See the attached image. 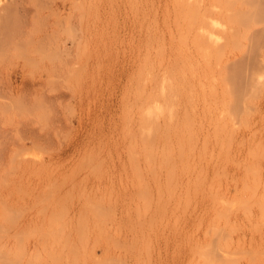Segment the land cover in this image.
Segmentation results:
<instances>
[{
	"label": "rangeland",
	"instance_id": "1",
	"mask_svg": "<svg viewBox=\"0 0 264 264\" xmlns=\"http://www.w3.org/2000/svg\"><path fill=\"white\" fill-rule=\"evenodd\" d=\"M201 3L0 0V264H264V0Z\"/></svg>",
	"mask_w": 264,
	"mask_h": 264
},
{
	"label": "bare ground",
	"instance_id": "2",
	"mask_svg": "<svg viewBox=\"0 0 264 264\" xmlns=\"http://www.w3.org/2000/svg\"><path fill=\"white\" fill-rule=\"evenodd\" d=\"M201 1H203V0H200V3H201ZM204 1H205V0H204ZM204 1H203L200 5H203V4H204ZM207 1H209V0H207ZM211 1H212V0H211ZM191 2H192V1H191ZM196 2H197V0H196ZM207 3H208V2H207ZM212 3H213V2H212ZM212 3L210 2V6H211ZM190 5H191V4H190ZM212 5H213V4H212ZM192 7H193V6H192ZM200 7H202V6H200ZM205 7H207V6H204V8H205ZM197 9H198V8H197ZM212 9H213V7L211 8V10H212ZM202 10H203V9H202ZM206 10H208V9H206ZM211 10H210V12H212ZM190 11H191V10H190ZM192 11H193V10H192ZM195 11H196V10H195ZM208 11H209V10H208ZM196 13H197V11H196ZM202 13H203V14H202ZM215 13H216V12H215ZM218 13H219V12H218ZM223 13H224V12H223ZM211 14H213V13H211ZM211 14H210V15H211ZM221 14H222V13H221ZM191 15H192V14H190V17H191ZM197 15H198V14H196V17H197ZM200 15H201V20H200V19H199V20H200L201 22H199V24L196 22L198 25H200V27L198 26V27H199V28H198L199 30L196 29V30H197L196 33H198V36L196 35V37L199 38V36H200V35H199V32H200V34H201L202 36H204V37L206 38V40H207V38H209L208 41H206L204 38H202L203 40H205V42H204V41H201V42L204 43V44H208V42H211V44H210V43H209V44H210V46L212 45V47H213L212 41H213V43H214L213 35L215 34V32L213 33V26H214L213 24H216V23L219 22L218 20L215 19L218 15H217V16L215 15V16H216V17L214 18L215 21H213V16H212V15L210 16L209 13H207V12L205 11V9L203 10V12H201ZM192 16H193V15H192ZM193 17H195V16H193ZM196 17H195V18H196ZM198 17H199V16H198ZM218 17H219V16H218ZM218 17H217V18H218ZM195 18H193V19H195ZM199 18H200V17H199ZM221 18H222V17H221ZM225 18H226V17H225ZM193 19H192V20H193ZM189 20H190V19H189ZM222 20H223V19H222ZM227 20H228V19H227ZM187 21H188V20H187ZM193 21L195 22L196 20H193ZM216 21H217V22H216ZM214 22H215V23H214ZM229 22H230V21H229ZM187 23H188V22H187ZM189 23H190V22H189ZM197 24H196V26H197ZM230 24H231V22H230ZM230 24H229V25H230ZM219 25H220V23H219ZM226 25H227V21H226ZM192 26H193V25H192ZM222 26H223V25H222ZM178 27H179V26H178ZM215 27H217V26H215ZM190 28H191V27L189 26V29H190ZM220 28H222V27H220ZM229 28H230V27H229ZM189 29H188V31H189ZM214 29H216V28H214ZM218 29H219V28H218ZM225 29H226V28H225ZM227 29H228V28H227ZM234 29H235V28H234ZM228 30H229V29H228ZM198 31H199V32H198ZM215 31H216V30H215ZM221 31H222V30H221ZM232 31H233V30H232ZM176 32H177V31H176ZM194 32H195V31H194ZM225 32H226V31H225ZM225 32H222V33H225ZM229 32H230V31H229ZM234 32H235V31H234ZM177 33H178V32H177ZM216 33H217V32H216ZM220 33H221V32H220ZM180 34H181V33H180ZM218 34H219V32H218ZM229 34H230V33H229ZM235 34H236V33H235ZM235 34H234V35H235ZM178 35H179V33H178ZM215 35H217V34H215ZM224 35H225V34H224ZM237 35H238V34H237ZM180 36H183V38H184V35H180ZM188 36H189V35H188ZM220 36H222V35H220ZM194 37H195V36H194ZM224 37H225V36H224ZM229 37H230V36H229ZM229 37L227 36L228 39H229ZM179 38H180V37H179ZM183 38H181V39H183ZM185 38H186V37H185ZM230 38H231V37H230ZM185 40H186V39H185ZM191 40H193V39H191ZM199 40H200V38H199ZM210 40H211V41H210ZM225 40H226V39H225ZM230 40H231V39H230ZM194 41H195V40H194ZM226 41H227V40H226ZM185 42H186V41H185ZM192 42H193V41H192ZM192 42H191V43H192ZM206 42H207V43H206ZM202 43H200V45H201ZM215 43H216V41H215ZM182 44H183V43H182ZM193 44H194V43H193ZM225 44H226V43H225ZM228 44H229V43H228ZM228 44H227V45H228ZM236 44H237V43H236ZM185 45H186V43H185ZM185 45H184V46H185ZM195 45H196V44H195ZM202 45H203V44H202ZM202 45H201V46H202ZM214 45H215V44H214ZM187 46H188V45H187ZM201 46H200V47H201ZM203 46H204V48H205V46H208V45H203ZM210 46H208V49L212 48V47H210ZM219 46H220V45H219ZM225 46H226V45H225ZM233 46H234V45H233ZM196 47H197V46H196ZM186 48H187V47H186ZM236 48H237V47H236ZM236 48H235V49H236ZM206 49H207V48H206ZM208 49H207V51L210 52V50H208ZM228 49H229V48H228ZM173 50H174V49H173ZM196 50H197V49H196ZM204 50H205V49H202V47H201L200 52H201V51H204ZM211 50H213V48H212ZM232 50H233V49H232ZM197 51L199 52V50H197ZM207 51H206V52H205V51H204V52H201V54H202V53H203V55H204V53L209 54ZM178 52H179V51H178ZM180 52H181V51H180ZM220 52H221V51H220ZM229 52H230V51H229ZM196 53H197V52H196ZM221 53H222V52H221ZM242 53H243V51H242ZM177 54H178V53H177ZM210 54H212V53H210ZM210 54H209V55H210ZM179 55H181V54H179ZM182 55H183V54H182ZM182 55H181V56H182ZM186 55H187V54H186ZM205 55H206V54H205ZM205 55H204V56H205ZM173 56H174V53H173ZM187 56H188V55H187ZM196 56H197V55H196ZM207 56H208V55H206L205 58H207ZM211 56H212V55H211ZM211 56H208V57H211ZM168 57H169V56H168ZM184 57H185V56H184ZM188 57H189V56H188ZM193 57H194V56H193ZM219 57H220V56H219ZM219 57H218V58H219ZM153 58H154V57H153ZM200 58H201V56H200ZM202 58H203V57H202ZM212 58H213V57H212ZM227 58H228V57H227ZM160 59H161V58H160ZM160 59H159V60H160ZM167 59H168V58H167ZM195 59H197V58H195ZM234 59H235V58H234ZM161 60H162V59H161ZM180 60H181V59H180ZM189 60H190V59H189ZM203 60H204V59H203ZM148 61H149V60H148ZM148 61H147V62H148ZM166 61H167V60H166ZM173 61H174V60H173ZM205 61H206V60H205ZM207 61H208V60H207ZM216 61H217V60H216ZM237 61H238V60H237ZM237 61H236V62H237ZM242 61H243V60H242ZM203 62H204V61H203ZM223 62H224V61H223ZM223 62H222V63H223ZM233 62H234V61H233ZM244 62H245V61H244ZM177 63H178V62H177ZM183 63H185L186 65L189 66L188 62L186 63V60H185V62L183 61ZM197 63H198V61H197ZM208 63H210V62H208ZM225 63H226V62H225ZM239 63H240V62H239ZM155 64H156V63H155ZM159 64H160V63H159ZM181 64H182V63H181ZM202 64H203V63H202ZM229 64H230V62H229ZM244 64H245V63H244ZM177 65H178V64H177ZM186 65H184V66H186ZM193 65H194V64H193ZM204 65H205V64H203V66H204ZM206 65H207V64H206ZM206 65H205V67L208 66V65H207V66H206ZM217 65H218V64H217ZM241 65H242V64H241ZM150 66H151V65H150ZM152 66H153V65H152ZM163 66H164V65H163ZM188 66H187V68L189 69ZM196 66H197V65H196ZM209 66H210V65H209ZM209 66H208V67H209ZM218 66H219V65H218ZM236 66H237V65H236ZM173 67H174V66H173ZM179 67H180V66H179ZM223 67H224V66H223ZM239 67H240V66H239ZM147 68H148V67H147ZM150 68H151V67H150ZM154 68H155V67H154ZM177 68H178V66H177ZM190 68H191V67H190ZM242 68H244V67H242ZM203 69H204V68H203ZM206 69H207V68H206ZM238 69H239V68H238ZM146 70H147V69H146ZM152 70H153V69H152ZM162 70H163V69H162ZM193 70H194V69H193ZM234 70H236V69L234 68ZM175 71H176V70H175ZM220 71H221V70H220ZM220 71H219V72H220ZM223 71H224V70H223ZM230 71H231V70H230ZM156 72H157V71H156ZM167 72H168V71H167ZM194 72H196V71H194ZM203 72H204V71H203ZM205 72H206V71H205ZM227 72H228V71H227ZM231 72H232V71H231ZM191 73H192V72H191ZM235 73H236V72H235ZM181 74H182V73H181ZM194 74H195V73H194ZM151 75H152V74H151ZM151 75H150V76H151ZM201 75H202V74H201ZM203 75H204V74H203ZM210 75H211V73H210ZM222 75H223V74H222ZM230 75H231V74H230ZM239 75H240V74H239ZM169 76H170V75H169ZM228 76H229V75H228ZM152 77H153V76H152ZM177 77H179V76H177ZM194 77H195V76H194ZM199 77H200V76H199ZM207 77H208V76H207ZM243 77H244V76H243ZM243 77H241V78H243ZM247 77H248V76H247ZM203 78H205V77H202V79H203ZM209 78H210V77H209ZM224 78H225V77H224ZM183 79H184V78H183ZM188 79H189V78H188ZM230 79H231V78H230ZM154 80H155V79H154ZM173 80L175 81L176 79H173ZM181 81H182V80H181ZM190 81H191V80H190ZM239 81H240V80H239ZM241 81H242V80H241ZM170 82H171V81H170ZM203 82H204V81H203ZM207 82H208V81H207ZM209 82H210V81H209ZM243 82L245 83L246 80L243 81ZM182 83H183V81H182ZM188 83H189V81H188ZM199 83H200V82H199ZM227 83H228V82H227ZM244 83H243V84H244ZM174 84H175V83H174ZM180 84H181V83H180ZM189 84H190V83H189ZM189 84H188V85H189ZM192 84H193V83H192ZM201 84H202V83H201ZM210 84H211V83H210ZM224 84H225V83H224ZM225 85H226V84H225ZM173 86H174V85H173ZM190 86H191V85H190ZM193 86H194V85H193ZM198 86H199V85H198ZM230 86H231V85H230ZM165 87H166V86H165ZM177 87H178V86H177ZM182 87H183V86H182ZM188 87H189V86H188ZM194 87H195V86H194ZM202 87H203V86H202ZM202 87H201V88H202ZM209 87H210V85H209L208 87H206V88H208V89L210 90L211 87H210V88H209ZM142 88H143V87H142ZM166 88H167V87H166ZM189 88H190V87H189ZM199 88H200V87H199ZM212 88H213V87H212ZM224 88H225V87H224ZM184 89H185V88H184ZM215 89H216V88H215ZM215 89H214V91L212 90V92H214V94H213L214 96H215V94H216L215 91L217 90V89H216V90H215ZM230 89H231V88H230ZM192 90H193V89H192ZM228 90H229V89H228ZM148 91H149V90H148ZM201 91H202V90H201ZM203 91H204V90H203ZM203 91H202V94H203ZM220 91H221V90H220ZM226 91H227V90H226ZM236 91H237V90H236ZM186 92H187V91H186ZM188 92H189V91H188ZM208 92L210 93V91H208ZM224 92H225V91H224ZM160 93H161V92H160ZM179 93H180V92H179ZM197 93H198V92H197ZM200 93H201V92H200ZM200 93H199V94H200ZM227 93H228V92H227ZM245 93H246V92H245ZM149 94H150V93H149ZM147 95H148V94H147ZM161 95H162V94H161ZM166 95H167V94H166ZM204 95H205V94H204ZM206 95H207V94H206ZM229 95H230V94H229ZM163 96H164V95H163ZM177 96H178V95H177ZM186 96H187V95H186ZM208 96H209V95H208ZM211 96H212V95H211ZM227 96H228V95H227ZM231 96H232V95H230V97H231ZM144 97H145V96H144ZM144 97H143V98H144ZM149 97H150V96H149ZM164 97H165V96H164ZM200 97H201V96H200ZM204 97H205V96H204ZM212 97H213V96H212ZM216 97H218V96H216ZM238 97H239V96H238ZM143 98H142V99H143ZM161 98H162V97H161ZM197 98H198V96H197ZM197 98H196V99H197ZM209 98H210V97H209ZM223 98H224V97H223ZM223 98H222V99H223ZM144 99H145V98H144ZM215 99H216V98H215ZM226 99H227V98H226ZM148 100H149V99H148ZM174 100H175V99H174ZM203 100H204V99H203ZM213 100H214V99H213ZM168 101H169V100H168ZM179 101H180V100H179ZM188 101H189V100H188ZM196 101H198V100H196ZM201 101H202V100H201ZM221 101H222V100H221ZM224 101H225V100H224ZM227 101H228V100H227ZM227 101H226V102H227ZM185 102H186V101H185ZM203 102H207V101H203ZM235 102H236V101H235ZM164 103H165V101H164ZM180 103H181V102H180ZM187 103H189V102H187ZM201 103H202V102H201ZM220 103H221V102H220ZM220 103H219V104H220ZM183 104H184V103H183ZM215 104H216V103H215ZM149 105H150V104H149ZM188 105H189V104H188ZM225 105H226V104H225ZM153 106H154V105H153ZM157 106H158V105H157ZM162 106H163V104H162ZM178 106H179V105H178ZM242 106H243V105H242ZM149 107H150V106H149ZM182 107H183V106H182ZM189 107H190V106H189ZM215 107H216V106H215ZM217 107H218V106H217ZM221 107H222V106H221ZM245 107H246V106H245ZM170 108H171V107H170ZM243 108H244V107H243ZM147 109L150 110L149 108H147ZM190 109H191V108H190ZM208 109H209V108H208ZM148 110H147V111H148ZM156 110H157V109H156ZM165 110H166V109H165ZM171 110H172V109H171ZM188 110H189V109H188ZM203 110H204V109H203ZM203 110H202V112H203ZM214 110L216 111V109H214ZM222 110H223V108H222ZM191 111H192V110H191ZM208 111H209V110H208ZM208 111H207V112H208ZM212 111H213V110H212ZM212 111H211V112H212ZM238 111H240V110H238ZM158 112H159V111H158ZM161 112H162V111H161ZM216 112H217V111H216ZM208 113H209V112H208ZM219 113H220V112H219ZM219 113H218V114H219ZM232 113H233V112H232ZM162 114H163V113H162ZM164 114H165V113H164ZM169 114H171V113L169 112ZM173 114H174V113H173ZM204 114H206V113H204ZM210 114H211V113H210ZM214 114H215V113H214ZM194 115H195V114H194ZM230 115H231V114H230ZM245 115H246V114H245ZM142 116H143V115H142ZM145 116H146V115H145ZM163 116H164V115H163ZM168 116H169V115H168ZM168 116H167V117H168ZM177 116H178V114H177ZM183 116H184V115H183ZM188 116H189V115H188ZM198 116H199V115H198ZM201 116H203V115H201ZM204 116H205V115H204ZM209 116H210V115H209ZM211 116H212V115H211ZM240 116H241V115H240ZM169 117H170V116H169ZM172 117H173V116H172ZM172 117H171V118H172ZM189 117H190V116H189ZM213 117H214V116H213ZM213 117H212V118H213ZM233 117H234V116H233ZM244 117H245V116H244ZM174 118H176V117H174ZM179 118H180V117H179ZM198 118H199V117H198ZM204 118H205V117H204ZM214 118H215V117H214ZM242 118H243V117H242ZM242 118H241V119H242ZM245 118H246V117H245ZM150 119H152V118H150ZM167 119H168V118H167ZM167 119H166V120H167ZM177 119H178V117H177ZM187 119H188V118H187ZM194 119H195V118H194ZM219 119H220V117H219ZM243 119H244V118H243ZM199 120H200V119H199ZM217 120H218V119H217ZM220 120H221V119H220ZM156 121H157V120H156ZM156 121H155V122H156ZM172 121H173V120H172ZM180 121H181V120H180ZM245 121H246V120H245ZM245 121H244V122H245ZM175 122H176V121H175ZM189 122H190V118H189ZM224 122H225V120H224ZM242 122H243V121H242ZM183 123H184V122H183ZM200 123H201V122H200ZM216 123H217V122H216ZM231 123H232V122H231ZM149 124H150V123H149ZM180 124H181V123H180ZM196 124H197V123H196ZM198 124H199V123H198ZM221 124H222V123H221ZM232 124H233V123H232ZM234 124H235V123H234ZM166 125H167V124H166ZM174 125H175V124H174ZM202 125H203V124H202ZM208 125H210V124H208ZM215 125H216V124H215ZM222 125H223V124H222ZM139 126H140V125H139ZM163 126H164V124H163ZM175 126H176V125H175ZM177 126H178V125H177ZM216 126H217V125H216ZM234 126H235V125H234ZM236 126H237V125H236ZM155 127H156V126H155ZM173 127H174V126H173ZM213 127H214V126H213ZM219 127H220V126H219ZM164 128H165V126H164ZM179 128H180V127H179ZM189 128H190V127H189ZM201 128H203V127L201 126ZM206 128H207V127H206ZM206 128H205V129H206ZM215 128H216V127H215ZM217 128H218V127H217ZM139 129H140V127H139ZM157 129H158V128H157ZM166 129H167V126H166ZM166 129H164V130H166ZM223 129H224V127H223ZM225 129H226V128H225ZM200 130H201V129H200ZM180 131H181V129H180ZM180 131H179V132H180ZM196 131H197V130H196ZM209 131H210V130H209ZM209 131H208V132H209ZM216 131H217V130H216ZM145 132H146V131H145ZM148 132H149V131H148ZM156 132H157V131H156ZM156 132H155V134H156ZM194 132H195V131H194ZM152 133H153V131H152ZM165 133H166V131H165ZM180 133H181V132H180ZM182 133H183V130H182ZM200 133H201V131H200ZM202 133H203V132H202ZM204 133H205V132H204ZM223 133H224V132H223ZM229 133H230V131H229ZM159 134H160V133H159ZM167 134H168V132H167ZM184 134H185V133H184ZM220 134H221V133H220ZM145 135H146V134H145ZM191 135H192V134H191ZM200 135H201V134H200ZM148 136H149V135H148ZM161 136H162V135H161ZM182 136H184V135H182ZM195 136L197 137V135H194V137H195ZM204 136H205V135H204ZM206 136H207V135H206ZM154 137H155V136H154ZM173 137H174V136H173ZM189 137H190V135H189ZM191 137H192V136H191ZM191 137H190V139H191ZM221 137H222V135L220 136V138H221ZM167 138H168V137H167ZM178 138H179V137H178ZM192 138H193V137H192ZM202 138H203V137H202ZM144 139H145V137H144ZM147 139H148V138H147ZM169 139H170V136H169ZM169 139H168V140H169ZM176 139H177V138H176ZM197 139H198V138H197ZM209 139H210V138H209ZM215 139H216V138H215ZM242 139H243V138H242ZM178 140H179V139H178ZM186 140H187V139H186ZM194 140H195V138H194ZM210 140H211V139H210ZM243 140H244V139H243ZM153 141H155V140H153ZM170 141H171V140H170ZM187 141H188V140H187ZM187 141H186V142H187ZM191 141H192V140H191ZM208 141H209V140H208ZM212 141H213V140H212ZM240 141H241V140H240ZM162 142H163V141H161V143H162ZM179 142H180V141H179ZM196 142H197V141H196ZM205 142H206V140H205ZM237 142H238V141H237ZM183 143H184V142H183ZM187 143H188V142H187ZM189 143H190V142H189ZM191 143H192V142H191ZM225 143H226V142H225ZM230 143H231V142H230ZM240 143H241V142H240ZM138 144H139V143H138ZM201 144H202V142H201ZM237 144H238V143H237ZM176 145H177V144H176ZM178 145H179V143H178ZM182 145H183V144H182ZM193 145H194V144H193ZM197 145H198V144H197ZM206 145H207V142H206ZM208 145H209V144H208ZM211 145H212V144H211ZM219 145H220V144H219ZM224 145H225V144H224ZM151 146H152V144H151ZM188 146H189V145H188ZM215 146H216V145H215ZM165 147H166V146H165ZM178 147H179V146H178ZM183 147H184V146H183ZM206 147H208V146H206ZM211 147H212V146H211ZM227 147H228V146H227ZM229 147H231V146H229ZM149 148H150V147H149ZM185 148H186V146H185ZM200 148H201V147H200ZM220 148H221V147H220ZM155 149H156V148H155ZM186 149H187V148H186ZM211 149H212V148H211ZM239 149H240V148H239ZM178 150H179V149H178ZM178 150H177V151H178ZM192 150H193V148H192ZM192 150H191V151H192ZM198 150H199V149H198ZM207 150H208V149H207ZM218 150H219V149H218ZM221 150H222V149H221ZM221 150H220V151H221ZM227 150H228V148H227ZM152 151H154V150H152ZM164 151H165V150H164ZM193 151H194V150H193ZM148 152H150V151H148ZM165 152H166V151H165ZM186 152H187V151H186ZM188 152H190V150H189ZM206 152H207V151H206ZM218 152H219V151H218ZM197 153L199 154V151H197ZM200 153H201V152H200ZM221 153H222V152H221ZM223 153H224V152H223ZM228 153H229V152H228ZM233 153H234V152H233ZM159 154H160V153H159ZM162 154H163V153H162ZM198 154H197V156H198ZM208 154H209V153H208ZM186 155H187V154H186ZM188 155H189V154H188ZM192 155H194V154H192ZM209 155L212 156L211 154H209ZM225 155H226V153H225ZM163 156H164V155H163ZM216 156L218 157L219 155H216ZM233 156H234V155H233ZM155 157H156V156H155ZM188 157H190V156H188ZM224 157H225V156H224ZM227 157H228V156H227ZM237 157H238V156H237ZM145 158H146V157H145ZM147 158H148V157H147ZM151 158H153V157H151ZM190 158H191V157H190ZM202 158H204V157H202ZM210 158H211V157H210ZM210 158H209V159H210ZM157 159H158V158H157ZM161 159H162V158H161ZM186 159H187V158H186ZM197 159H198V158H197ZM225 159H226V158H225ZM230 159H231V158H230ZM238 159H239V158H238ZM190 160H191V159H190ZM190 160H189V161H190ZM192 160H193V156H192ZM198 160H199V159H198ZM207 160H208V159H207ZM210 160H211V159H210ZM231 160H232V159H231ZM187 161H188V160H187ZM187 161H186V163H187ZM193 161H194V160H193ZM223 161H224V159H223ZM232 161H233V160H232ZM237 161H238V160H237ZM154 162H155V161H154ZM157 162H158V161H157ZM198 162H199V161H198ZM198 162H197V163H198ZM210 162H211V161H210ZM214 162H215V161H214ZM239 162H240V161H239ZM150 163H151V162H150ZM189 163H190V162H189ZM204 163H205V162H204ZM221 163H222V162H221ZM194 164H195V163H194ZM201 164H202V163H201ZM201 164H200V166H201ZM219 164H220V163H219ZM235 164H236V163H235ZM159 165H160V164H159ZM175 165H176V163H175ZM186 165H187V164H186ZM203 165H204V164H203ZM221 165H222V164H221ZM225 165H226V164H225ZM237 165H238V164H237ZM188 166H189V165H188ZM191 166H192V164H191ZM200 166L198 167L199 169H200ZM204 166H205V165H204ZM222 166H223V165H222ZM222 166L220 167V168H221V169H220L221 172L223 171V170H222ZM238 166H239V165H238ZM246 166H247V165H246ZM149 167H150V166H149ZM205 167H206V166H205ZM169 168H172V167L169 166ZM175 168H176V167H175ZM181 168L183 169V167H181ZM194 168H195V165H194ZM215 168H216V167H215ZM223 168H224V167H223ZM161 169H162V168H161ZM167 169H168V168H167ZM212 169H213V167H212ZM175 170H176V169H175ZM191 170H192V169H191ZM205 170H206V168H205ZM216 170H217V169H216ZM148 171H149V170H148ZM151 171H152V170H151ZM182 171H184V170H182ZM195 171H196V170H195ZM233 171H234V170H233ZM146 172H147V171H146ZM189 172H190V171H189ZM192 172H193V171H192ZM204 172H206V171H204ZM214 172H215V171H214ZM214 172H212L213 175H214ZM181 174H183V173H181ZM190 174H191V173H190ZM204 174L206 175V173H204ZM215 174H216V173H215ZM150 175H151V174H150ZM152 175H153V174H152ZM169 175H170V174H169ZM179 175H180V173H179ZM184 175H185V174H184ZM194 175H195V174H194ZM197 175H198V174H197ZM199 175H200V174H199ZM217 175H218V174H217ZM221 175H222V174H221ZM243 175H244V174H243ZM166 176H167V175H166ZM185 176H186V175H185ZM210 176H211V175H210ZM171 177H172V175H171ZM173 177H174V175H173ZM187 177H188V176H187ZM199 177H200V176H199ZM216 177H217V176H216ZM225 177H226V176H225ZM148 178H149V177H148ZM151 178H152V177H151ZM191 178H192V177H191ZM202 178H203V177H202ZM205 178H206V176H205ZM207 178H208V177H207ZM160 179H161V178H160ZM165 179H167V178L165 177ZM179 179H180V177H179ZM186 179H188V178H186ZM186 179H185V180H186ZM212 179H214V178H212ZM147 180H148V179H147ZM151 180H152V179H151ZM153 180H154V178H153ZM169 180H171V179H169ZM175 180H176V177H175ZM199 180H200V178H199ZM202 180H203V179H202ZM244 180H245V178H244ZM178 181H179V180H178ZM178 181H177V183H178ZM134 182H135V181H134ZM151 182H152V181H151ZM180 182H181V181H180ZM135 183H136V182H135ZM138 183H139V182H138ZM138 183H137V184H138ZM141 183H142V181H141ZM148 183H149V182H148ZM165 183H166V182H165ZM171 183H172V182H171ZM173 183H174V182H173ZM173 183H172V185H173ZM197 183H198V182H197ZM207 183H208V182H207ZM209 183H210V181H209ZM209 183H208V184H209ZM213 183H214V182H213ZM219 183H220V182H219ZM244 183H245V182H244ZM258 183H259V182H257V184H258ZM130 184H131V183H130ZM184 184H185V183H184ZM187 184H188V183H187ZM187 184H186V187H187ZM174 185H175V184H174ZM176 185H177V184H176ZM188 185H190V184H188ZM235 185H236V184H235ZM147 186H148V184H147ZM159 186H160V185H159ZM180 186H181V185H180ZM205 186H207V185H205ZM208 186H210V185H208ZM212 186H213V185L211 184L210 188H211ZM219 186H220V184H219ZM132 187H133V184H132ZM148 187H149V186H148ZM167 187H169V185H168ZM172 187H173V186H172ZM195 187H196V186H195ZM200 187H201V186H200ZM216 187H217V186H216ZM255 187H256V186H255ZM177 188H178V187H177ZM180 188H181V187H180ZM183 188L185 189V187H183ZM197 188H198V187H197ZM249 188H250V187H249ZM175 189H176V188H175ZM184 189H183V190H184ZM194 189H195V188H194ZM211 189H212V188H211ZM211 189L209 190V188H208V190H209L210 193H212V192H211ZM169 190H170V189H169ZM186 190H188V187L186 188ZM195 190H196V189H195ZM202 190H203V188H202ZM235 190H236V189H235ZM256 190H257V189H256ZM123 191H124V190H123ZM162 191H163V190H162ZM253 191H254V190H253ZM136 192H138V191H136ZM139 192H140V191H139ZM174 192H175V191H174ZM179 192H180V191H179ZM195 192H196V191H194V193H195ZM200 192H201V191H200ZM206 192H207V191H206ZM215 192H218V191L216 190ZM220 192H221V190H220ZM255 192H256V191H255ZM185 193H186V192H185ZM185 193H184V194H185ZM194 193H193V194H194ZM218 193H219V192H218ZM166 194H168V192H167ZM172 194H173V192H172ZM176 194H177V193H176ZM184 194H183V195H184ZM250 194H251V193H250ZM259 194H260V193H259ZM168 195H169V194H168ZM178 195H179V193H178ZM216 195H217V194H216ZM243 195H244V193H243ZM262 195H263V194H262ZM165 196H166V195H165ZM194 196H197V195L195 194ZM194 196H193V197H194ZM221 196H223V195H221ZM226 196H227V195H226ZM235 196H236V195H235ZM235 196H234V197H235ZM238 196H239V195H238ZM252 196H253V195H252ZM166 197H167V196H166ZM179 197H180V196H179ZM179 197H178V198H179ZM184 197H185V196H184ZM187 197H188V196H187ZM198 197H199V195H198ZM198 197H197V198H198ZM216 197H218V196H216ZM234 197H232V198H234ZM249 197H250V196H249ZM249 197H248V198H249ZM259 197H261V196H259ZM262 197L264 198V196H262ZM159 198H160V197H159ZM170 198H171V197H170ZM189 198H190V197H189ZM218 198H219V197H218ZM230 198H231V197H230ZM239 198H240V197H238V199H239ZM174 199H175V198H174ZM187 199H188V198H187ZM202 199H203V198H202ZM234 199H235V198H234ZM240 199H241V198H240ZM244 199H245V198H244ZM250 199H251V198H250ZM200 200H201V199H200ZM212 200H213V199H212ZM232 200H233V199H232ZM236 200H237V199H236ZM248 200H249V199H248ZM263 200H264V199H263ZM157 201H158V200H157ZM183 201H184V200H183ZM185 201H186V200H185ZM194 201H196V200H194ZM230 201H231V200H230ZM242 201H243V198H242ZM244 201H246V200H244ZM252 201H253V200H252ZM260 201H261V200H260ZM212 202H213V201H211V203H212ZM236 202H237V201H236ZM236 202H234V203H236ZM240 202H241V201H240ZM253 202H254V201H253ZM258 202H259V201H258ZM164 203H165V202H164ZM167 203H168V200H167ZM171 203H172V202H171ZM173 203H174V202H173ZM188 203H189V202H188ZM211 203H210V204H211ZM247 203H249V202L247 201ZM251 203H252V202H251ZM168 204H169V203H168ZM168 204H167V205H168ZM204 204H205V203H204ZM221 204H222V203H221ZM236 204L239 205V203H236ZM262 204H263V202H262ZM177 205H178V204H177ZM180 205H181V204H180ZM192 205H193V203H192ZM208 205H209V204H208ZM212 205H213V203H212ZM216 205H217V204H216ZM149 206H150V205H149ZM160 206H161V205H160ZM172 206H173V205H172ZM174 206H175V205H174ZM184 206H185V205H184ZM184 206H183V207H184ZM202 206H203V205H202ZM204 206H205V205H204ZM214 206H215V205H214ZM227 206H228V205H227ZM249 206H250V205H249ZM259 206H260V205H259ZM185 207H186V206H185ZM192 207H193V206H192ZM198 207H199V206H198ZM207 207H208V206H207ZM261 207H262V206H260V208H261ZM155 208H156V207H155ZM172 208H173V207H172ZM187 208H188V207H187ZM208 208H209V207H208ZM210 208H211V207H210ZM217 208H218V207H217ZM260 208H259V209H260ZM189 209H190V208H189ZM189 209H188V210H189ZM191 209H192V208H191ZM200 209H201V208H200ZM215 209H216V208H215ZM218 209L220 210V208H218ZM231 209H233V207H232ZM236 209H237V208H236ZM236 209H234V210H236ZM253 209H254V208H253ZM148 210H149V209H148ZM155 210H156V209H155ZM155 210H154V212H155ZM201 210H202V209H201ZM203 210H204V209H203ZM247 210H249V208H248ZM165 211H166V210H165ZM171 211H172V210H171ZM181 211H182V210H181ZM190 211H191V210H190ZM196 211H197V210H196ZM255 211H256V210H255ZM257 211H258V210H257ZM151 212H152V211H151ZM191 212H192V211H191ZM200 212H201V211H200ZM215 212H216V211H215ZM224 212H225V211H224ZM246 212H248V211H246ZM252 212H253V211H252ZM158 213H159V212H158ZM161 213H162V212H161ZM184 213H185V212H184ZM195 213H196V212H195ZM201 213H202V212H201ZM201 213H200V214H201ZM204 213H205V212H204ZM155 214H156V213H155ZM181 214H183V213H181ZM185 214H186V213H185ZM185 214H184V215H185ZM210 214H211V213H210ZM247 214H248V213H247ZM162 215H163V214H162ZM196 215H198V214H196ZM245 215H246V214H245ZM179 216H180V215H179ZM205 216H206V215H205ZM183 217H184V216H183ZM199 217H200V216H199ZM211 217H213V216H211ZM223 217H224V216H223ZM247 217H248V216H246V219H248ZM181 218H182V217H181ZM188 218H189V217H188ZM193 218L195 219V217H193ZM206 218H207V217H206ZM225 218H226V217H225ZM257 218H258V217H257ZM257 218H255V219L257 220ZM260 218H261V217H259V219H260ZM153 219H154V218H153ZM198 219H199V218H198ZM200 219H201V218H200ZM204 219H205V218H204ZM252 219H254V217H253ZM261 219H262V218H261ZM202 220H203V219H202ZM215 220H216V219H215ZM250 220H251V219H250ZM177 221H178V220H177ZM200 221H201V220H199V222H200ZM205 221H206V220H205ZM207 221L209 222L208 219H207ZM213 221H214V220H213ZM213 221H212V222H213ZM248 221H249V220H248ZM263 221H264V220H263ZM148 222H149V221H148ZM148 222H147V223H148ZM150 222H151V221H150ZM166 222H167V221H166ZM175 222H176V221H175ZM208 222H207V223H208ZM212 222H211V223H212ZM228 222H229V220H228ZM183 223H184V222H183ZM213 223H214V222H213ZM217 223H218V222L215 223V226H216ZM219 223H220V222H219ZM225 223H226V222L224 221V224H225ZM231 223H232V222H231ZM246 223H247V222H246ZM253 223H254V222H253ZM262 223H263V222H262ZM165 224H166V223H165ZM250 224H251V223H250ZM194 225H195V224H193V226H194ZM196 225H197V224H196ZM208 225H209V224H208ZM217 225H218V224H217ZM199 226H200V225H198V227H199ZM218 226H219V225H218ZM227 226H228V225H227ZM256 226H258V223L256 224ZM149 227H151V226H149ZM171 227H172V226H171ZM194 227H196V226H194ZM220 227H221V226H220ZM229 227H230V226H229ZM229 227H228V228H229ZM248 227H249V226H248ZM192 228H193V227H192ZM209 228H211V226H210ZM215 228H216V227H215ZM224 228H225V226H224ZM232 228H233V227H232ZM232 228H231V229H232ZM225 229L227 230V228H225ZM231 229H229V231H230ZM253 229H254V228H253ZM257 229H258V228H257ZM142 230H143V229H142ZM142 230H141L140 232H142ZM163 230H164V229H163ZM163 230H161V231H163ZM174 230H175V229H174ZM185 230H186V228H185ZM192 230H194V229H192ZM211 230H212V229H211ZM216 230H217V229H216ZM237 230H238V229H237ZM177 231H178V230H177ZM180 231H181V230H179V232H180ZM183 231H184V230H183ZM188 231H190V230L188 229ZM204 231H205V230H204ZM213 231H214V230H213ZM179 232H178V234H179ZM184 232H185V231H184ZM216 232H217V231H214V233L211 234V237H212V235H214ZM257 232H258V231H257ZM192 233H193V232H192ZM210 233H211V232H210ZM219 233H220V232H219ZM224 233H226V232H224ZM227 233H228V232H227ZM188 234H189V233H188ZM202 234H203V232H202ZM206 234H208V232H206ZM216 234H217V233H216ZM148 235H149V234H148ZM181 235H182V234H181ZM186 235H187V233H186ZM197 235H198V234H197ZM208 235H209V234H208ZM217 235L220 236V234H217ZM225 235H226V234H225ZM250 235H251V234H250ZM139 236H140V235H139ZM149 236H151V235H149ZM188 236H189V235H188ZM188 236H186V237H188ZM190 236H194V235L191 234ZM203 236L205 237V235H203ZM221 236H222V235H221ZM146 237H147V236H146ZM166 237H167V236H166ZM213 237L215 238V236H213ZM223 237H225L224 234H223ZM223 237H222V238H223ZM231 237H232V236H231ZM253 237H254V236H253ZM142 238H143V237H142ZM149 238H150V237H149ZM181 238H182V237H181ZM198 238H199V237H198ZM250 238H251V237H250ZM144 239H145V238H144ZM175 239H176V238H175ZM201 239H202V238H201ZM201 239H200V240H201ZM219 239H220V238H219ZM257 239H258V238H257ZM140 240H141V238H140ZM159 240H160V239H159ZM216 240H217V239H216ZM255 240H256V239H255ZM259 240H260V239H259ZM194 241H195V240H194ZM194 241H193V242H194ZM196 241H197V240H196ZM209 241H210V240H209ZM214 241H215V240H214ZM220 241H221V240H220ZM146 242H147V241H146ZM148 242H149V241H148ZM164 242H165V241H164ZM186 242H187V241H186ZM203 242H204V241H203ZM215 242H216V241H215ZM221 242H222V241H221ZM250 242H251V241H250ZM258 242H259V241H257L256 243H258ZM176 243H177V242H176ZM181 243H182V242H181ZM194 243H195V242H194ZM204 243H206V242H204ZM204 243H202V244H204ZM259 243H260V242H259ZM263 243H264V242H263ZM139 244H140V243H139ZM141 244H142V243H141ZM166 244H167V243H166ZM179 244H180V243H179ZM184 244H185V243H184ZM186 244H187V243H186ZM191 244H192V243H191ZM198 244H199V243H198ZM207 244L210 245V246H212V245L209 244V243H207ZM214 244H215V243H214ZM241 244H242V243H241ZM251 244H252V243H251ZM164 245H165V244H164ZM200 245H201V242H200ZM205 245H206V244H205ZM216 245H217V244H216ZM254 245H255V244H254ZM125 246H126V245H125ZM147 246H148V245H147ZM176 246H177V244H176ZM179 246H180V245H179ZM182 246H183V245H182ZM186 246H187V245H186ZM191 246H194V245H191ZM196 246H197V242H196ZM258 246H259V245H258ZM116 247H117V246H116ZM129 247H130V246H128V248H129ZM183 247H184V246H183ZM199 247H200V246H199ZM205 247H207V246H204V248H205ZM245 247H246V245H245ZM252 247H253V246H252ZM123 248H124V246H123ZM134 248H135V247H134ZM178 248H179V247H178ZM190 248H191V247H190ZM190 248H189V249H190ZM207 248H208V247H207ZM240 248H241V247H240ZM259 248H260V247H259ZM138 249H139V248H138ZM145 249H146V248H145ZM193 249H195V248H193ZM197 249L199 250V248H197ZM219 249H220V248H218V250H219ZM222 249H223V251H224V248H222ZM234 249H235V248H234ZM257 249H258V248H257ZM140 250H141V249H140ZM254 250H255V248H254ZM254 250H253V251H254ZM190 251H191V250H190ZM194 251H195V250H194ZM194 251L192 250V252H194ZM226 251H227V249H226ZM234 251H235V250H234ZM249 251H251V250L249 249ZM130 252H131V251H130ZM158 252H160V250H158ZM207 252H208V250H207ZM207 252H206V254H207ZM131 253H132V252H131ZM140 253H141V252H140ZM195 253H196V252H195ZM200 253H203V252H200ZM208 253H209V252H208ZM238 253H239V252H238ZM238 253H237V254H238ZM244 253H245V252H244ZM257 253H258V252H257ZM134 254H135V253H134ZM136 254H137V253H136ZM189 254H190V253H189ZM198 254H199V253H198ZM206 254H204V255H206ZM223 254H224V252H223ZM240 254H241V252H240ZM242 254H243V253H242ZM247 254H248V253H247ZM158 255H159V254H158ZM183 255H184V254H183ZM199 255H201V254H199ZM221 255H222V254H221ZM227 255H228V254H227ZM227 255H226V256H227ZM230 255H232V254H230ZM235 255H236V254H235ZM251 255H252V254H251ZM122 256H123V255H122ZM237 256H238V255H237ZM242 256H243V255H242ZM256 256H257V255H256ZM256 256H255V257H256ZM263 256H264V254H263ZM106 257H107V256H106ZM110 257H111V256H110ZM135 257H136V256H135ZM192 257H193V255H192ZM195 257H196V256H195ZM198 257H201V256H198ZM198 257H197V258H198ZM213 257H214V256H213ZM218 257H219V256H218ZM222 257H223V255H222ZM243 257H244V256H243ZM255 257H254V258H255ZM258 257H259V255H258ZM190 258H191V257H190ZM203 258H204V257H202V259H203ZM208 258H209V257H208ZM235 258H236V257H235ZM240 258H241V257H240ZM254 258H253V259H254ZM124 259H125V258H124ZM133 259H134V258H133ZM212 259H213V258H212ZM245 259H246V258H245ZM247 259H248V258H247ZM256 259H257V258H256ZM259 259H260V258H259ZM138 260H139V259H138ZM189 260H190V262H191V259H189ZM195 260H196V259H195ZM199 260H200V259H199ZM205 260H206V259H205ZM207 260H208V259H207ZM207 260H206V261H207ZM220 260H221V259H220ZM230 260H231V259H230ZM251 260H252V259H251ZM131 261H132V260H131ZM192 261H193V260H192ZM197 261H198V260H197ZM200 261H201V260H200ZM210 261H212V260H210ZM217 261H218V260H217ZM233 261H235V259H234ZM247 261H249V260H247ZM247 261H246V262H247ZM257 261L259 262V260H257ZM257 261H256V262H257ZM261 261H262V260H261ZM195 262H196V261H195ZM202 262H203V261H202ZM202 262H201V264H202ZM219 262H220V261H219ZM219 262H218V263H219ZM221 262L223 263V261H221ZM230 262H231V261H230ZM123 263H124V262H123ZM137 263H139V261H138ZM193 263H194V261H193ZM197 263H198V262H197ZM197 263H196V264H197ZM232 263H233V262H232ZM250 263H251V262H250ZM188 264H190V263L188 262ZM205 264H206V263H205ZM211 264H213V262H212ZM226 264H227V262H226Z\"/></svg>",
	"mask_w": 264,
	"mask_h": 264
}]
</instances>
